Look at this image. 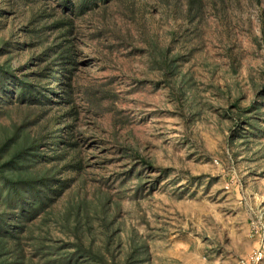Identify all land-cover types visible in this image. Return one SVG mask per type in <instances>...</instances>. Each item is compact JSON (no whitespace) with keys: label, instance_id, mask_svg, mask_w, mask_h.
Wrapping results in <instances>:
<instances>
[{"label":"rangeland","instance_id":"374dc122","mask_svg":"<svg viewBox=\"0 0 264 264\" xmlns=\"http://www.w3.org/2000/svg\"><path fill=\"white\" fill-rule=\"evenodd\" d=\"M44 1L73 19L81 164L20 227L9 220L3 261L242 264L264 252V0H111L81 15L77 0ZM9 5L8 41L32 7ZM16 101L0 95V141L23 120Z\"/></svg>","mask_w":264,"mask_h":264},{"label":"trees","instance_id":"16d2710c","mask_svg":"<svg viewBox=\"0 0 264 264\" xmlns=\"http://www.w3.org/2000/svg\"><path fill=\"white\" fill-rule=\"evenodd\" d=\"M59 1L72 9V0ZM100 1L111 0H77L75 13L84 14L99 6ZM20 2L32 6L29 22L21 32L13 33L9 41L0 39V54H8L0 61V95L4 102L16 98L19 109L25 107L23 120L13 121L10 129L4 127L6 132L0 141V206L5 210L0 211V264L8 254L10 238L14 237L15 225L9 220L15 219L20 227L23 216L38 212L52 200L57 192L55 182L63 185L60 171L75 172L81 164L77 161L79 145L73 134L79 116L73 78L80 63L72 36L73 19L55 7H47L44 0ZM13 10L12 5L0 8V18L6 21L9 17L10 22L15 17ZM14 59H18L17 66ZM91 95L89 90L84 91L88 106L99 111L100 106L94 105ZM41 118L46 122L40 125L36 136L21 135L26 122ZM44 144L49 146L51 158L43 154ZM13 243L14 256L19 260V245L16 240Z\"/></svg>","mask_w":264,"mask_h":264},{"label":"built area","instance_id":"2783aa9c","mask_svg":"<svg viewBox=\"0 0 264 264\" xmlns=\"http://www.w3.org/2000/svg\"><path fill=\"white\" fill-rule=\"evenodd\" d=\"M257 233L260 231L259 228L255 230ZM253 234V233H252ZM264 259V252L259 248L256 252H254L251 257L242 262V264H250V263H258L263 261Z\"/></svg>","mask_w":264,"mask_h":264}]
</instances>
